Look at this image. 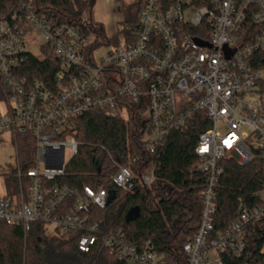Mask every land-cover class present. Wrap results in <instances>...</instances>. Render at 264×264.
Instances as JSON below:
<instances>
[{
    "label": "built area",
    "instance_id": "obj_1",
    "mask_svg": "<svg viewBox=\"0 0 264 264\" xmlns=\"http://www.w3.org/2000/svg\"><path fill=\"white\" fill-rule=\"evenodd\" d=\"M7 1L0 4V133L11 132L16 145L18 135H31L36 153L29 169L18 159L16 194L0 196V222L21 226L25 235L39 220L49 231H82V252L101 241L123 264H225L223 250L243 256L247 234L264 219V204H242L236 221L217 236L213 232L221 160L245 166L259 157L264 169V66L255 67V53H264V0H146L134 34L123 33L119 45L111 44L98 57L88 50L93 36L81 26L54 23L36 0ZM35 32L43 38L42 57L29 48ZM48 52L60 62L55 81L30 80V58L45 60ZM95 109L137 115L146 150L185 127L197 112L207 120L196 145L198 169L206 174L200 225L177 260L157 253L150 242H129L122 229L101 233L90 211L108 206L106 187L54 183L78 153L73 120ZM136 159L113 160L111 184L132 190L130 164ZM154 179L152 171L140 182ZM258 195L264 200V190ZM69 197L76 205L65 212Z\"/></svg>",
    "mask_w": 264,
    "mask_h": 264
},
{
    "label": "trees",
    "instance_id": "obj_2",
    "mask_svg": "<svg viewBox=\"0 0 264 264\" xmlns=\"http://www.w3.org/2000/svg\"><path fill=\"white\" fill-rule=\"evenodd\" d=\"M7 0H0L1 5ZM96 0H36L39 10L54 23H71L95 38L88 47L93 52L102 45L117 43L116 35L109 37L104 24L94 17ZM146 0H133L124 8L128 23L124 33L130 37L139 24L140 13ZM259 63L264 66V53L257 52ZM28 78L45 84L55 81L61 68L53 53L45 60L32 55L27 65ZM1 90V79H0ZM203 113L197 112L187 125L173 130L152 150H146L139 141L143 120L137 115L126 118L119 111L95 109L76 117L70 132L79 143L78 153L67 166L64 176L54 183H65L96 189L106 187L115 196L105 209L92 207L90 214L97 221L101 233L122 229L129 242H150L157 253L171 260L181 256L184 243L199 229L203 210V190L206 174L198 169L199 156L196 145L199 135L208 127ZM19 162L25 169L34 165L36 142L31 135L17 136ZM130 164L135 174L132 190H122L111 184V174L116 170L113 160ZM224 171L217 186L218 213L213 236L224 232L240 213L242 204L253 208L264 204L258 195L264 190L263 162L256 157L241 166L233 159H222ZM100 168V171H99ZM154 171L155 179L145 185L140 178ZM16 178H8V194H16ZM76 199L65 200V212L75 208ZM139 206L140 217L127 223L126 215L132 207ZM64 212V213H65ZM82 231L63 234L49 231L39 220L25 235L21 226L0 222V264H123L117 253L101 241L90 252L78 248ZM225 264H264V219L255 224L247 234V250L235 256L230 250L221 251Z\"/></svg>",
    "mask_w": 264,
    "mask_h": 264
},
{
    "label": "rangeland",
    "instance_id": "obj_3",
    "mask_svg": "<svg viewBox=\"0 0 264 264\" xmlns=\"http://www.w3.org/2000/svg\"><path fill=\"white\" fill-rule=\"evenodd\" d=\"M132 1L133 0H96L95 2L94 17L104 24L108 35H116L117 43H113V45H119L123 38L124 29L128 26V23L124 20L123 11ZM94 40L95 38L93 39V43ZM29 41V48L32 52L36 56L42 57V36L35 32ZM111 47L113 46L102 45L96 48V57L101 56L106 52L107 48ZM71 156L70 150H67L66 158L70 159ZM17 167L18 156L14 136L9 131L2 132L0 133V196L7 194V187L9 185L8 178Z\"/></svg>",
    "mask_w": 264,
    "mask_h": 264
},
{
    "label": "water",
    "instance_id": "obj_4",
    "mask_svg": "<svg viewBox=\"0 0 264 264\" xmlns=\"http://www.w3.org/2000/svg\"><path fill=\"white\" fill-rule=\"evenodd\" d=\"M99 171H100V168H99ZM115 196V193L112 192L109 197H108V202L111 201V199ZM140 213H141V209L139 206H136V207H132L127 215H126V222L129 223V222H132L134 220H136L137 218L140 217Z\"/></svg>",
    "mask_w": 264,
    "mask_h": 264
},
{
    "label": "crops",
    "instance_id": "obj_5",
    "mask_svg": "<svg viewBox=\"0 0 264 264\" xmlns=\"http://www.w3.org/2000/svg\"><path fill=\"white\" fill-rule=\"evenodd\" d=\"M96 20L100 21L99 19L96 18ZM101 22V21H100ZM17 156H18V153H17ZM8 190H9V186L7 187V194H8ZM5 194V195H7ZM4 196V195H3Z\"/></svg>",
    "mask_w": 264,
    "mask_h": 264
}]
</instances>
